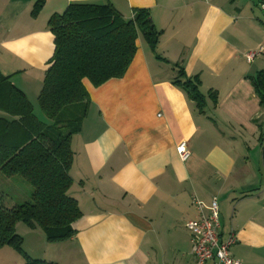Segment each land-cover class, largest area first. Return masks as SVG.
<instances>
[{"label": "crops", "instance_id": "obj_1", "mask_svg": "<svg viewBox=\"0 0 264 264\" xmlns=\"http://www.w3.org/2000/svg\"><path fill=\"white\" fill-rule=\"evenodd\" d=\"M37 1L0 0V71L35 112L55 51L49 20L72 2H108L128 19L148 9L161 36L154 50L139 33L124 77L84 81L90 103L70 171L82 211L76 236L50 243L19 222L26 254L57 264H195L193 198L210 206L216 197L222 239L237 236L233 257L264 264V105L253 81L264 52L245 56L264 46L261 0H45L34 16ZM179 68L200 79L203 110L173 84ZM0 253L4 264L26 262L13 247Z\"/></svg>", "mask_w": 264, "mask_h": 264}, {"label": "trees", "instance_id": "obj_2", "mask_svg": "<svg viewBox=\"0 0 264 264\" xmlns=\"http://www.w3.org/2000/svg\"><path fill=\"white\" fill-rule=\"evenodd\" d=\"M44 5L45 0H38L31 13L37 16ZM152 20L148 9L136 8L128 19L108 2H72L63 13L54 14L48 25L55 51L38 98L49 123L0 71V173L9 178L19 175L34 188L31 201L13 207H6L0 196V249L22 252L25 264L57 263L26 254L24 238L17 232L19 222L41 228L50 243L76 236L74 223L82 211L70 194L74 183L70 171L73 136L82 129L90 103L84 81L98 87L124 77L138 51L139 33L156 50L161 31ZM178 71L173 84L203 110L206 96L200 79L188 76L184 68ZM253 81L264 105V70Z\"/></svg>", "mask_w": 264, "mask_h": 264}, {"label": "built area", "instance_id": "obj_3", "mask_svg": "<svg viewBox=\"0 0 264 264\" xmlns=\"http://www.w3.org/2000/svg\"><path fill=\"white\" fill-rule=\"evenodd\" d=\"M260 6L264 10V0H261ZM263 52L264 46H261L245 56L249 62H252ZM177 148L183 161L187 160L190 152L186 142ZM212 199L211 205L206 206L198 197H194L193 201L197 207L198 215L186 224L191 233L195 264H243L231 253L232 247L237 242L236 234L232 232L225 240L221 237L220 203L218 198Z\"/></svg>", "mask_w": 264, "mask_h": 264}, {"label": "rangeland", "instance_id": "obj_4", "mask_svg": "<svg viewBox=\"0 0 264 264\" xmlns=\"http://www.w3.org/2000/svg\"><path fill=\"white\" fill-rule=\"evenodd\" d=\"M36 115L42 121L49 123L48 118L41 110L38 103H36ZM33 191V186L21 176L18 175L9 178L0 173V196H2L3 203L6 207H13L31 201ZM29 244L30 242H27L26 245L29 247ZM2 254L3 255H0V264H4V261L10 259L5 253Z\"/></svg>", "mask_w": 264, "mask_h": 264}]
</instances>
